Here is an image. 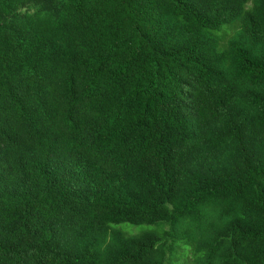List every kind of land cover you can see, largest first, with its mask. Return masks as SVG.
I'll return each mask as SVG.
<instances>
[{
	"label": "trees",
	"instance_id": "trees-1",
	"mask_svg": "<svg viewBox=\"0 0 264 264\" xmlns=\"http://www.w3.org/2000/svg\"><path fill=\"white\" fill-rule=\"evenodd\" d=\"M0 264H264V0H0Z\"/></svg>",
	"mask_w": 264,
	"mask_h": 264
}]
</instances>
